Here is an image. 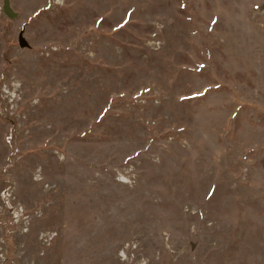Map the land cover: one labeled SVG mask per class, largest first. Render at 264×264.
Here are the masks:
<instances>
[{
  "label": "rangeland",
  "instance_id": "1",
  "mask_svg": "<svg viewBox=\"0 0 264 264\" xmlns=\"http://www.w3.org/2000/svg\"><path fill=\"white\" fill-rule=\"evenodd\" d=\"M1 4L0 264H264V0Z\"/></svg>",
  "mask_w": 264,
  "mask_h": 264
},
{
  "label": "water",
  "instance_id": "2",
  "mask_svg": "<svg viewBox=\"0 0 264 264\" xmlns=\"http://www.w3.org/2000/svg\"><path fill=\"white\" fill-rule=\"evenodd\" d=\"M1 10L3 14L9 19H15L18 17V13L13 9L11 5V0H2ZM18 44L20 47H29L23 37V30H21L18 35Z\"/></svg>",
  "mask_w": 264,
  "mask_h": 264
}]
</instances>
